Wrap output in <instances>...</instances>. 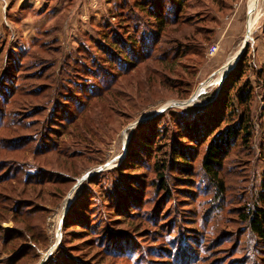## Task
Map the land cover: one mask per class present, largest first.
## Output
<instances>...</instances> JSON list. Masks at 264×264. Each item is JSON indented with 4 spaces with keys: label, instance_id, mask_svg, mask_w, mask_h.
Instances as JSON below:
<instances>
[{
    "label": "rangeland",
    "instance_id": "obj_1",
    "mask_svg": "<svg viewBox=\"0 0 264 264\" xmlns=\"http://www.w3.org/2000/svg\"><path fill=\"white\" fill-rule=\"evenodd\" d=\"M80 1L84 23L90 26L89 20H97L108 7L106 1L111 3L88 35L93 41L97 32L114 34L122 42L131 37L138 60L133 66L106 64L89 43L73 57L87 68L95 60L123 75L114 78L105 72L119 92L106 94L107 78L100 82L98 73L77 63L72 64L76 69L61 71L63 50L54 68L53 51L39 50L45 38L22 45L11 44L9 33L8 44L0 36V264H41L50 244L49 218L57 226L60 217V241L45 264H264V242L252 234L247 220L264 213V0L247 40L252 67L260 73L257 87L253 84L251 136L247 143H234L223 158L220 188L206 177L202 160L210 140L232 136L225 133L237 118L205 142L206 128L189 135L183 129L187 115L194 116L199 128L204 126L209 111H216L207 106L233 67L219 87L209 85L192 105H169L190 100L201 83L218 78L219 70L241 50L249 0H184L182 9H176L177 0ZM53 2L37 4L45 24L66 19L65 25L68 19L82 23L80 8L67 15ZM149 5L167 23L160 38L165 45L156 54L181 46L183 58L172 61L168 56L163 63L140 58V51L148 55L157 39L154 21L141 11ZM122 17L128 23L119 22ZM141 36L146 38L142 47L137 42ZM213 45L216 53L209 55ZM250 79L256 76L250 74ZM45 84L53 85L42 89ZM73 129L78 130L68 138ZM143 139L151 148L138 150L136 158ZM171 145L189 148L190 168L181 182L177 166L167 162L164 191L154 163H166L162 153ZM72 206L85 212L80 217L71 212L66 223Z\"/></svg>",
    "mask_w": 264,
    "mask_h": 264
},
{
    "label": "trees",
    "instance_id": "obj_2",
    "mask_svg": "<svg viewBox=\"0 0 264 264\" xmlns=\"http://www.w3.org/2000/svg\"><path fill=\"white\" fill-rule=\"evenodd\" d=\"M177 2H179L180 5H177L176 9L184 8V4H185L184 0H177ZM150 10H151L150 5L147 11H145L144 8L141 9L142 12H146L148 14L147 16L149 19H152L154 21V25L156 28L154 32L157 34V39L153 40L152 45L148 47L149 48L148 55L147 53L146 54L144 53L143 55V51L142 50L140 51V54H139L140 58L143 61H149L151 59H154L155 61H160L161 63H163V60H165L168 56L171 57L172 61H175V59L177 61L178 58H183L184 53L181 52L182 51L181 46L180 48H176V51H174L173 49L165 48L160 53L156 54L155 49L159 45L164 44L160 40V38L161 36L163 37V32L167 26V23L165 22V19H166L165 15H163L159 11L157 13V12H154L152 10L150 11ZM67 12L68 10L65 11L64 14H66ZM33 13L36 14L37 16H40L39 11H35ZM124 14L128 15L127 12ZM9 16L13 20L16 19L15 17H13L12 14H10ZM115 19L117 18H112V20H115ZM102 21L103 19L101 20V22ZM119 22L128 23V21L126 20V17H122ZM57 24H60V23H56V24L52 23L51 26H54V25L55 26L50 30H45V28H40L37 32L36 37L32 41L21 42L23 43L22 45H27L28 43H31L38 38H45L46 41L41 43L39 50L41 52L45 51L46 54L53 51L54 53L53 55L57 56L54 61L55 62L54 68L60 60V56H61L60 50L62 51L61 43L57 39V35H56V32L58 30V28L56 27ZM96 26L97 24H95V27H93L94 30H96ZM119 26L120 25H118V27ZM96 37L98 39L96 41H93L92 38L94 37L89 36V35H83V36L81 35L77 39V42H76V45H74V48L68 54H66V57L63 59L60 65L61 71L63 70V68L71 67L72 64L77 63L76 59L73 57L75 55H80L82 51H85L84 48H86L87 43L91 44L96 52H100L103 54L105 58L103 60H105L106 64L113 63L117 65V63L121 61L122 63H125L126 65L133 66L136 60H138V57H137L138 55H136L134 51V39L133 38L128 37L125 39L124 42H122L120 39H118V37L116 39L114 34H112L109 37L104 34L100 35L99 32H97V36L95 35V38ZM143 39H146V38H142L141 36L140 40L137 41L140 47H142L143 45ZM2 42L5 44H8L6 39L5 40L2 39ZM119 47H123L125 51L119 50L120 49ZM247 48L248 46L246 47L245 51L241 55L235 68L231 72H229L226 79L224 80V83L222 85V88L216 100L207 106V108H209L210 110L214 109L216 111L213 113L209 111V113L207 114V117L205 118V122L203 123L204 126L202 125V128H199L196 120L193 119L194 116L192 115L185 116V120L188 123V125L187 124L185 125L183 131L186 130V133L188 135L190 133L194 134L196 132L200 134L199 130H204V128L207 129L209 133L207 135H204L203 142H205V140L207 138H210L211 136L214 137L216 133L222 129L223 124H228L229 122H232L237 118V123L235 124L231 123L230 125H228L229 127L227 128H229V130L227 131V133H225L226 135L229 132H233L232 136L227 135V136H224L223 138L215 137L212 140H210L207 144V151L202 160V168H203V171L206 173V177L209 178L211 180L212 185L217 188L222 187V182L219 179V170L222 168V161H223V158L226 157L228 150H230L231 146H233V144L236 143L237 141H240L242 143H247L251 136L249 132L248 124L251 122V119H252L251 108H252V103L254 99V89H255L253 84L255 83L257 84V82H260L258 78L260 73L256 72L254 68L252 67L251 59L248 56ZM94 61L95 60H93L92 63L90 64L91 66L90 68H87L86 67L87 65H83L80 63L74 64V65L84 66L87 68V70L93 72L94 74L98 73L97 78H99L100 82L103 79L107 78L103 83V87L105 84H107V90L105 91V93L107 94L110 92H114L116 95H119V92L117 93V91H115L116 89L115 84L112 83V80H109V77L106 75L105 72L109 70L110 75L114 78L115 76L120 77L123 75H120L119 73L115 75L113 72V66H110V68L105 69L103 68L105 64H100V63L95 64ZM174 65H177V63H174ZM71 68L76 69V67L74 66H72ZM130 68H133V67H130ZM250 74L255 75L256 79L255 80L250 79ZM52 85L53 84H45L41 86L43 89L46 87L50 88L52 87ZM112 88H114L113 89L114 91H111ZM48 90L49 89H45L44 92ZM186 92H189V90H187ZM115 98H118V97H115ZM204 114L205 112L199 115H204ZM178 126L180 127V125ZM77 130L78 129L69 130V132L67 133V137L68 138L72 137L73 133ZM81 132L85 134L87 132V129L83 127L81 129ZM148 142H149L148 139H143L140 143H138L135 154L133 156L136 158L138 157L137 155L138 150L150 149L151 147ZM190 142H193L194 145H197L198 143V141H196L195 139H192V141ZM155 144L156 143H154V146ZM187 149L189 148L184 147V149H177L175 145H171L169 147L168 152L162 153V156L165 157L164 160L166 161V163H159V164L154 163L156 168H158L157 170L160 171L158 173V175H160V178H159L160 190H164V191L167 190L165 182H164L163 173L165 172L167 162H170V161H172L173 164L177 166L180 178H182L181 182H186L185 177L189 174V171L187 169L190 168L189 159L186 153ZM177 180H179V178H177ZM70 209H71L70 212H68L66 215V219H65L66 223L71 215V212H73L76 217H80L82 215V213H80L81 211L85 212L84 209H82L81 207L72 206L70 207ZM1 215L2 214H0V216ZM247 220H248L249 228L252 234L255 235L257 238H259L260 241L264 242V213L260 212V214H256L255 216H252L250 219L247 218ZM16 235H18V233H16ZM14 253H16V251ZM33 260L35 259L33 258Z\"/></svg>",
    "mask_w": 264,
    "mask_h": 264
},
{
    "label": "crops",
    "instance_id": "obj_3",
    "mask_svg": "<svg viewBox=\"0 0 264 264\" xmlns=\"http://www.w3.org/2000/svg\"><path fill=\"white\" fill-rule=\"evenodd\" d=\"M39 1L40 0H33L32 2L29 0H0V36L2 37V39L7 40V34L12 30H16L21 35V42H28L32 41L36 37L37 32L40 28L50 30L55 26H51V24H45L44 21L40 20L39 16L33 13L35 11H38L37 4L39 3ZM23 2H27L29 4L23 5ZM81 2L82 1L80 0H54L53 2L54 6L58 7V9L60 10L59 13H64L68 10V12L66 13L67 15L74 14L80 8L77 17L81 19L82 23L77 20L72 23L68 19L67 25H65L67 20L66 19L65 22L64 20H61V23L56 25V27L58 28L56 32L57 39L60 41L63 54L65 55L74 48L77 39L81 35H88V31H90L91 28L95 27V24L104 18L105 14L112 6L109 1H106L105 5H107L108 7L103 9L100 17L97 20H89V23L91 22L92 24L90 26V24L86 25L84 23L86 22L85 19L87 18H84V12L80 7ZM62 9L63 11L61 12ZM10 14H12L16 19H11L9 16ZM69 22H71L73 28H70Z\"/></svg>",
    "mask_w": 264,
    "mask_h": 264
},
{
    "label": "bare ground",
    "instance_id": "obj_4",
    "mask_svg": "<svg viewBox=\"0 0 264 264\" xmlns=\"http://www.w3.org/2000/svg\"><path fill=\"white\" fill-rule=\"evenodd\" d=\"M259 1L260 0H249V4H248V21H247V29H248V32H247V36L246 38L244 39V41L248 40L256 23H257V20L259 19V17H257V14H255L257 12V8H258V4H259ZM255 15V18L253 19V16ZM244 41L242 42L241 44V47H243L244 45ZM241 49V48H240ZM240 51V50H239ZM239 51L232 57L230 58L227 63L225 64V66L219 70L218 74H219V77L214 79V78H211L209 80H206L205 82L201 83L200 86L198 87V89L196 90V92L192 95L191 99L188 100L185 104L186 105H192L196 99H197V96L199 95V93H201L204 89H206L209 85H216L217 87H219L222 83V80H223V77L224 75L226 74V72L231 68L233 67L235 61L237 60V57H238V54H239ZM181 104L180 103H173V104H170L169 106H178V107H182L180 106ZM184 105V106H186ZM168 105H165L163 106L161 109V112H163L164 110H166V107ZM128 130H131V129H128ZM126 143V139H124L123 141V144L125 145ZM78 183H82V179L81 180H78ZM78 184L75 186V188L71 191V195H73V191L77 188ZM68 203V202H67ZM70 204H67L66 208L69 206ZM65 208V210H66ZM65 212V211H64ZM58 222V225L60 224L61 222V217L58 218L57 220ZM56 238V237H55ZM57 246V241H54L50 247H49V250H47L45 252L48 253V252H51L52 250H54ZM44 254V255H45Z\"/></svg>",
    "mask_w": 264,
    "mask_h": 264
},
{
    "label": "built area",
    "instance_id": "obj_5",
    "mask_svg": "<svg viewBox=\"0 0 264 264\" xmlns=\"http://www.w3.org/2000/svg\"><path fill=\"white\" fill-rule=\"evenodd\" d=\"M8 38L10 39V42H12L11 44H17L18 42L22 41L20 33L15 31V30H12V31L9 32ZM216 50H217V48L213 45L212 47L209 48V53L208 54L209 55H213L214 53H216ZM49 221H51V223L47 226V236L50 239V244H49V247H50V245L54 241H57V245H58V242L60 241V235L61 234H60V227H58V223H57V226L55 225L56 224L55 223V219L53 220V218H49ZM61 222H60V225H61ZM49 247H48L47 250H49ZM50 254L51 253L48 252L42 257L41 264H45L47 262Z\"/></svg>",
    "mask_w": 264,
    "mask_h": 264
},
{
    "label": "water",
    "instance_id": "obj_6",
    "mask_svg": "<svg viewBox=\"0 0 264 264\" xmlns=\"http://www.w3.org/2000/svg\"><path fill=\"white\" fill-rule=\"evenodd\" d=\"M247 44H248V41H246L245 40V42H244V45H243V47L241 48V50H240V52H239V54H238V57H237V60L235 61V63H234V65H233V68H231L230 70H229V72H231L234 68H235V66L237 65V63H238V61H239V59H240V57H241V55L243 54V52L245 51V49H246V47H247ZM228 72V73H229ZM187 102V101H186ZM186 102H180V106H184V105H186L185 103ZM178 103V102H177ZM158 114V113H157ZM82 181H83V179H82ZM77 184L78 185H80L78 182H77Z\"/></svg>",
    "mask_w": 264,
    "mask_h": 264
}]
</instances>
